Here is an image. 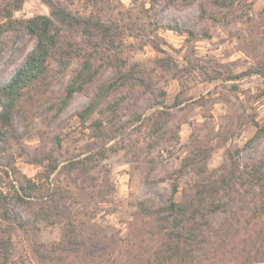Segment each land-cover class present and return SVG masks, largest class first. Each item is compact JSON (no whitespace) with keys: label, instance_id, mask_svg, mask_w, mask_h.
<instances>
[{"label":"rangeland","instance_id":"rangeland-1","mask_svg":"<svg viewBox=\"0 0 264 264\" xmlns=\"http://www.w3.org/2000/svg\"><path fill=\"white\" fill-rule=\"evenodd\" d=\"M64 1L81 11L92 7V0ZM97 7L121 32L112 57L125 62L124 70L138 72L145 84L118 85L84 123L76 111L93 96L95 84L75 93L55 119L47 106L61 84L43 86L49 101L36 96L28 102L30 130L11 143L15 164L35 177L43 167L29 159L43 144L54 148L59 165L88 155L89 170L76 183L67 185L60 176L59 186L67 189L63 200L77 218L112 240L115 236L120 245L135 247L141 239L148 245L157 242L149 237L152 227L140 216L138 201L157 208L167 203L173 183L175 200L184 190L207 184L214 198L228 204L226 212L209 214L212 226L223 220L232 225L228 247L211 253L210 261L244 264L255 249L249 237L256 228L264 230V212L256 209L264 187L243 176L246 167L264 158V0H232L231 5L220 0H98ZM48 13L41 0H24L13 16ZM166 24L177 29H166ZM36 42V33L27 28L0 36V83L22 65ZM99 71L101 78L119 81L113 65L103 64ZM94 119H101L106 136H92ZM13 124L20 134L18 116ZM1 156L5 162L2 150ZM13 209L26 217L22 206ZM38 227L42 242L61 237L60 224L39 222ZM15 245L28 264L25 244L16 238ZM106 252L104 259L114 257L112 250ZM258 258L248 264H264V255Z\"/></svg>","mask_w":264,"mask_h":264},{"label":"trees","instance_id":"trees-1","mask_svg":"<svg viewBox=\"0 0 264 264\" xmlns=\"http://www.w3.org/2000/svg\"><path fill=\"white\" fill-rule=\"evenodd\" d=\"M23 1L0 0V36L22 28L34 31L37 36L35 46L22 65L6 82L0 83V150L6 159L5 162L0 160V264H24V258L16 249V238L25 244L28 264H215L209 255L216 253L218 248L228 247L227 236L232 225L223 220L219 226H212L209 214L226 212L228 204L214 198L213 189L207 184L200 183L192 192L184 190L181 198L175 200L173 195L177 184L173 183L167 203L157 208L148 207L143 200L138 201L140 216L147 218L152 227L149 237H156L157 242L148 245L141 239L135 247L120 245L115 236L112 240L105 231L94 229L90 222L77 218L63 200L62 194L67 189L59 186L60 176L67 185L76 183L78 177L89 170L88 155L59 165L54 148L43 144L39 153L29 159L43 170L35 177H28L20 171L10 151L11 143L19 141L30 130L33 120L28 113V102L36 96L43 103L49 101L41 90L43 86L61 84L56 100L47 106L55 119L75 93L85 92L95 84L93 96L76 111L80 122L84 123L99 103L107 101L109 95L118 89V85L129 81L135 85L145 84L138 72L133 68L124 70L125 62L117 56L112 57L121 32L117 30V23L106 15L105 9L97 7L98 0H92V7L83 11L71 7L72 1L41 0L48 6V14L15 18L13 14ZM220 1L225 5L232 3V0ZM166 29L177 27L166 24ZM150 42L157 45L153 40ZM103 64L114 66L118 82L101 78L99 67ZM15 116L22 122L20 134L14 129ZM91 124L93 137L106 136L101 119H94ZM257 136L258 132H255L254 138ZM56 145H59L58 137ZM243 176L263 188L264 158L253 162L250 168L246 167ZM224 183L229 186L228 181L224 180ZM262 193L264 195V190ZM17 205L25 209V218L14 211ZM256 209L264 212V199ZM231 218L236 219V216ZM39 222L60 224V239L40 241L36 233ZM249 239L255 249L246 254L245 261L241 262L244 264L257 262L258 257L264 255V230L256 228ZM107 250H112L113 258H103L108 254ZM220 253L226 255L223 251Z\"/></svg>","mask_w":264,"mask_h":264}]
</instances>
